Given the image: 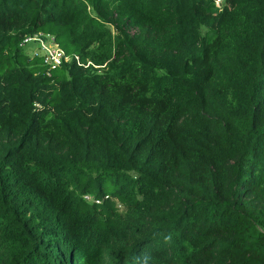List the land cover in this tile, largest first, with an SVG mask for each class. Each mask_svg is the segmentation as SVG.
<instances>
[{"label": "trees", "instance_id": "1", "mask_svg": "<svg viewBox=\"0 0 264 264\" xmlns=\"http://www.w3.org/2000/svg\"><path fill=\"white\" fill-rule=\"evenodd\" d=\"M0 264H264V0H0Z\"/></svg>", "mask_w": 264, "mask_h": 264}, {"label": "built area", "instance_id": "2", "mask_svg": "<svg viewBox=\"0 0 264 264\" xmlns=\"http://www.w3.org/2000/svg\"><path fill=\"white\" fill-rule=\"evenodd\" d=\"M215 4L218 7H222L223 0H215ZM34 42L37 44L39 50L41 51L44 63L52 68H57L62 66V64L66 61H70V56H68L65 51L60 47L56 41L55 37L51 34L45 32H38L34 35L26 36L25 39L22 41V45ZM75 59L79 62V57L76 56ZM92 196L88 195L85 198L91 199ZM95 199V198H94ZM99 202V200H97Z\"/></svg>", "mask_w": 264, "mask_h": 264}, {"label": "rangeland", "instance_id": "3", "mask_svg": "<svg viewBox=\"0 0 264 264\" xmlns=\"http://www.w3.org/2000/svg\"><path fill=\"white\" fill-rule=\"evenodd\" d=\"M34 50V49H33ZM117 205H119V204H117Z\"/></svg>", "mask_w": 264, "mask_h": 264}]
</instances>
